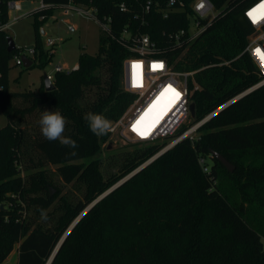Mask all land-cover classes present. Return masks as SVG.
I'll return each instance as SVG.
<instances>
[{
	"label": "trees",
	"instance_id": "trees-1",
	"mask_svg": "<svg viewBox=\"0 0 264 264\" xmlns=\"http://www.w3.org/2000/svg\"><path fill=\"white\" fill-rule=\"evenodd\" d=\"M44 1L95 7L100 17L111 19V34L102 32L98 53H82L76 70L56 73L54 90L46 91L42 82L30 92L10 90L8 74L17 48L9 52V35L0 34V109L8 120L0 130V264H8L16 249L17 264H47L79 215L167 144L135 152L120 172L109 176L99 158L80 162L95 154L98 141L109 139V133L96 136L89 130L85 114L98 113L114 123L132 104L134 95L122 86L123 61L130 55L122 42L125 30L133 37L148 35L173 71H197L200 88L192 95V126L262 80L243 54L253 32L243 15L244 0H211L221 16L184 55L173 51L169 34L186 27L185 13L164 18L159 9L168 0ZM148 1L153 3L150 12L144 11ZM181 1L189 5L193 0ZM122 4L126 11L120 10ZM42 16L47 12L37 14L33 24L31 68H43L53 57L41 41ZM226 61L229 66L221 65ZM45 109L66 118L64 136L79 143L77 155L69 156L67 147L46 140L38 122L29 127V118ZM212 151L234 171L212 157ZM201 156L208 159L209 174L199 164ZM24 158L38 167L42 161L57 166L65 184L77 182L84 188L79 201L61 198L63 205L49 227L37 218L56 198L50 196L44 173L20 176ZM51 264H264V86L207 121L198 140H182L98 202Z\"/></svg>",
	"mask_w": 264,
	"mask_h": 264
},
{
	"label": "built area",
	"instance_id": "built-area-1",
	"mask_svg": "<svg viewBox=\"0 0 264 264\" xmlns=\"http://www.w3.org/2000/svg\"><path fill=\"white\" fill-rule=\"evenodd\" d=\"M22 2V0H0V34H7L14 24L25 17ZM244 2L246 6L243 15L252 26L253 32L247 37L243 54L251 58L262 80L233 100L252 89L264 86V59H262L264 56V0H244ZM152 5V1H148L144 11L150 12ZM60 9H69L76 15L94 21L103 32L111 34V19L100 17L95 7H83L72 1L46 3L42 0L39 9L33 13L37 15L46 11L47 16L40 17V20L55 19L54 12ZM120 10L126 11L127 7L122 4ZM159 10L164 18H168L175 12L185 13L186 27L169 34L173 51L182 50V55L186 54L190 46L221 16V12L211 0H193L189 5L181 0H168ZM250 12L253 13L252 16L249 15ZM60 22L67 24L69 30L75 32L76 28L70 25L67 19L62 18ZM122 37V42L130 53L123 61L122 86L126 92L133 94L134 98L122 117L112 123V130L109 133L117 132L124 139L148 144L167 141L165 147L156 156L162 155L186 138L192 142L198 140L199 129L211 115L192 126L193 118L190 113V106L193 104L192 95L200 88L195 80L197 71H173L167 59L162 57L156 42L152 41L148 35L133 37L125 30ZM55 45L54 40L48 39L46 49L50 50ZM24 58L34 62L35 48L25 52L17 48L14 58L16 66L23 67ZM230 63L226 61L221 65L229 66ZM77 68L78 65L73 70ZM62 72L69 71L58 64L55 66L54 74H46L47 79L53 83L55 74ZM199 164L204 173H210L206 157H199Z\"/></svg>",
	"mask_w": 264,
	"mask_h": 264
},
{
	"label": "rangeland",
	"instance_id": "rangeland-1",
	"mask_svg": "<svg viewBox=\"0 0 264 264\" xmlns=\"http://www.w3.org/2000/svg\"><path fill=\"white\" fill-rule=\"evenodd\" d=\"M22 1L23 15H25V17L14 24L12 28L7 31V34L14 39L16 48L22 49L25 52V50H30L36 45L35 28L33 25L36 15H34L33 12L39 9L42 0ZM54 15L56 20L52 18L46 19L41 28V30L43 29L45 32L41 37L45 49L48 39H52L56 42V45L50 49L53 55L52 59L43 68L35 67L31 69L16 66L15 60L13 59L8 74V84L11 91H36L41 86L44 74H54L55 66L58 64L63 65L65 69L71 71L77 67L82 53L88 55H96L98 53L103 30L96 22L76 15L69 9L57 10L54 12ZM62 18L67 19L70 25L76 28L75 32H71L67 24L60 22ZM40 116L39 113L31 116L29 118V127L34 126L35 123L38 122ZM7 123L8 120L0 109V130L5 127ZM97 144L98 150L95 154L90 155L84 161L82 160L80 162L88 164L94 158H99L100 168L106 176L120 172L125 161L135 152H142L149 146L155 145L124 139L119 136L117 132L109 133V139L106 142L98 141ZM164 147L165 145L162 146L157 153ZM157 153L149 160L154 158ZM32 155H34V152ZM36 156L38 155L36 154ZM37 160L38 158L36 157V162ZM42 165V167L34 166L27 158H24L22 165L23 169L20 170V176L22 178H27L30 174H39V171L45 174V178L48 181L50 196L56 199L53 206L45 211L48 217L47 220H42L40 216L37 218V223L39 224L40 222L49 227L52 225L53 221L56 220L60 212V207L63 205L61 198H65L69 202L79 201L84 192V188L81 189L82 186H79L77 182L65 184L58 175L57 166L47 164L45 161H42ZM17 261L18 252L16 249L12 252L7 262L8 264H16Z\"/></svg>",
	"mask_w": 264,
	"mask_h": 264
},
{
	"label": "clouds",
	"instance_id": "clouds-1",
	"mask_svg": "<svg viewBox=\"0 0 264 264\" xmlns=\"http://www.w3.org/2000/svg\"><path fill=\"white\" fill-rule=\"evenodd\" d=\"M84 119L88 123L89 130L96 136L107 135L112 130V122L106 117L98 113H86ZM41 134L49 142L58 141L61 146L67 147L70 151L69 156L77 155L80 145L77 141L70 137L64 136L67 120L59 111L43 110L38 120ZM47 214L42 209L41 219L47 220Z\"/></svg>",
	"mask_w": 264,
	"mask_h": 264
},
{
	"label": "water",
	"instance_id": "water-1",
	"mask_svg": "<svg viewBox=\"0 0 264 264\" xmlns=\"http://www.w3.org/2000/svg\"><path fill=\"white\" fill-rule=\"evenodd\" d=\"M42 34H45L44 30L42 29ZM16 48L15 43H14V39L12 37H8V51L12 52L14 49ZM33 66V61L29 60L27 58H24V63H23V67L29 69ZM43 83L45 86V90L46 91H52L55 89V86L52 82H50L47 79L46 74H44L43 76ZM256 89V88H255ZM255 89L250 90L248 93H246L245 95L253 92ZM243 95V96H245ZM243 96L229 102L227 105L223 106L222 108H220L219 110H217L214 114H212L210 116V118L208 119V121L213 118L216 114H218L219 112L223 111L224 109H226L228 106L232 105L235 101L239 100L240 98H242ZM195 104H191L190 106V113H191V117L194 118L195 117ZM211 156L218 159V161L225 166L230 172L234 171V166L225 158L223 157L221 154L212 151L211 152ZM159 156H156L154 158H152L151 160H149L148 162H146L145 164H143L142 166H140L138 169H136L135 171H133L130 175H128L127 177L123 178L122 180H120L117 184H115L114 186H112L109 190H107L104 194H102L100 197H98L95 201H93L80 215L79 217L73 222V224L68 228V230L66 231V233L63 235V237L61 238L60 242L58 243V245L56 246L55 250L53 251L51 258L49 259L47 264H51L56 256V254L58 253L60 247L62 246V244L64 243V241L66 240V238L68 237V235L70 234V232L73 230V228L77 225V223L98 203L100 202L104 197H106L107 195H109L112 191H114L116 188L120 187L121 185H123L126 181H128L130 178H132L135 174H137L139 171H141L144 167H146L147 165H149L150 163H152L155 159H157ZM1 209H3V206H1Z\"/></svg>",
	"mask_w": 264,
	"mask_h": 264
},
{
	"label": "snow or ice",
	"instance_id": "snow-or-ice-1",
	"mask_svg": "<svg viewBox=\"0 0 264 264\" xmlns=\"http://www.w3.org/2000/svg\"><path fill=\"white\" fill-rule=\"evenodd\" d=\"M249 15H250V16H252V15H253V13H252V12H250V13H249ZM262 59H264V56H262ZM160 67H163V66H162V65H160Z\"/></svg>",
	"mask_w": 264,
	"mask_h": 264
},
{
	"label": "crops",
	"instance_id": "crops-1",
	"mask_svg": "<svg viewBox=\"0 0 264 264\" xmlns=\"http://www.w3.org/2000/svg\"><path fill=\"white\" fill-rule=\"evenodd\" d=\"M43 82V81H42ZM17 264V263H16Z\"/></svg>",
	"mask_w": 264,
	"mask_h": 264
}]
</instances>
